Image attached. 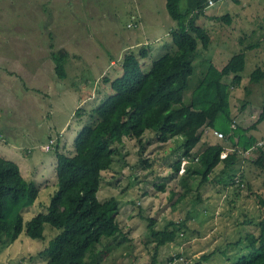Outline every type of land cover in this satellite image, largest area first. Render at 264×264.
Segmentation results:
<instances>
[{"label": "rangeland", "instance_id": "374dc122", "mask_svg": "<svg viewBox=\"0 0 264 264\" xmlns=\"http://www.w3.org/2000/svg\"><path fill=\"white\" fill-rule=\"evenodd\" d=\"M166 1L0 0V155L18 162L23 175L40 189L35 204L23 210L25 220L46 212L57 189V157L46 144L53 139L50 150L59 142L68 154L75 153L78 132L97 121L92 109L113 94L105 78L122 73L125 52L140 54V47L149 45L148 55L141 57L143 69L149 71L156 59L175 50L176 20ZM187 1H180L181 11ZM204 12L198 23L209 31L211 43L204 48L199 42L189 55L195 70L184 91L185 101H191L193 89L211 64L222 68L243 51L247 63L239 72L241 82L231 88L230 103L233 123L247 127L264 108V78L251 80L257 67L264 68V0H220ZM226 13L233 16L230 24L220 17ZM61 48L70 53L65 78L57 76L51 57ZM223 80L230 83L233 75ZM260 125V130H252L257 141L248 152L230 166L219 163L206 182L200 183L201 175L193 174L189 190L181 179L183 169L174 168L184 155L182 135L159 141L154 130L147 129L141 139L125 137L115 148L113 165L103 171L98 196L118 198V219L126 236L120 233L112 246L104 247L100 264L152 260L157 241L145 217L154 220L155 230L171 220L177 227L183 224L175 241L159 246L158 264H234L246 254V243L234 247L227 243L258 232L257 220L249 219L260 217L253 191L264 192V172L254 162L262 140L258 138L264 136V121ZM214 130L202 133L194 152L211 142L223 143L230 151L229 135L219 138ZM191 164L196 165L191 161L187 166ZM230 174L243 184L233 183ZM58 231L46 224L45 238L21 233L14 241H0V264H46L49 257L42 251Z\"/></svg>", "mask_w": 264, "mask_h": 264}, {"label": "trees", "instance_id": "16d2710c", "mask_svg": "<svg viewBox=\"0 0 264 264\" xmlns=\"http://www.w3.org/2000/svg\"><path fill=\"white\" fill-rule=\"evenodd\" d=\"M180 1H166L169 14L176 20V26L172 28L175 50L156 59L149 71L143 69L141 60V57L148 55L149 45L140 47V54L136 50L125 52L121 61L122 73L114 79L105 78L111 83L113 94L92 109L98 116L97 121L85 124L78 132L75 153L68 154L60 148L59 142L54 151L49 150L57 157V189L51 196L46 212H39L25 220L23 210L35 204L40 189L34 180H28L23 175L18 162L0 155L2 243L5 240L14 241L21 233L32 238H45V225L48 224L59 231L42 251L49 257L46 264H100L104 247L112 246L111 241L118 234L126 236L118 219V198L112 195L101 200L98 196L103 171L113 165L115 148L123 143L125 137L141 139L147 129H153L159 141L182 135L184 155L174 164V168L180 171L183 159L196 163L195 167L192 164L187 166L188 163L185 165L181 179L187 190L193 174L201 175L200 183L206 182L219 163L226 167L232 165L242 152L249 151L256 144L257 138L252 130L264 121V108L253 123L243 127L233 123L230 103L231 88L241 82L239 72L246 67L245 52L235 53L222 68L211 64L193 89L191 101H185L184 91L195 70L189 55L196 51L199 42L204 48L211 43L209 31L198 23V19L205 14L208 6L220 0H188L185 11H181ZM220 17L224 23L230 24L233 20L229 13ZM69 55V51L63 48L51 52L55 72L60 78L67 76L66 58ZM228 75H233L230 83L223 80ZM263 78L264 68L257 67L252 72L251 80L258 82ZM209 128L229 135L233 150L226 157H221L226 146L220 142L207 143L202 151L194 152L202 133ZM2 137L3 132L0 131ZM263 143L258 146L259 154L254 162L264 172ZM230 177L233 183L243 184L242 180L235 179V174H230ZM161 188H164L163 184ZM253 193L259 204L260 217L249 220H257L258 232L227 243V247H234L244 242L248 247V252L234 264H264V192L254 190ZM185 195L181 193L180 197ZM145 218L150 220L157 246L152 260L143 264H158L159 246L175 241L183 233V224L177 227L171 220L164 229L155 230L152 226L154 220ZM212 254L214 252L203 255L202 259ZM228 259H231L230 256ZM170 260L172 262V258ZM195 264H200V261Z\"/></svg>", "mask_w": 264, "mask_h": 264}, {"label": "clouds", "instance_id": "9594fccd", "mask_svg": "<svg viewBox=\"0 0 264 264\" xmlns=\"http://www.w3.org/2000/svg\"><path fill=\"white\" fill-rule=\"evenodd\" d=\"M234 126H236L235 124H234ZM216 131H220V130H214V133L216 134ZM223 133V132H222ZM224 134V133H223ZM217 135V134H216ZM225 135H223L222 137H224ZM217 137H219L218 135H217ZM222 137H219V138H222ZM57 142V141H56ZM259 142H264V140H260ZM51 144H53V143H50V141H49V144H46V146H48L49 145V148L47 149V151L48 150H50V147H51ZM56 145H57V143H56ZM56 147V146H55ZM233 150V148L231 147L230 148V151H232ZM229 150H228V148L226 147L223 151H222V153L223 152H227V154H226V156L229 154V152H230ZM248 152V151H247ZM222 153H221V157H226V156H222ZM184 160V159H183ZM188 160V159H187ZM183 165V164H182ZM181 170V169H180ZM184 172V171H183Z\"/></svg>", "mask_w": 264, "mask_h": 264}, {"label": "built area", "instance_id": "2783aa9c", "mask_svg": "<svg viewBox=\"0 0 264 264\" xmlns=\"http://www.w3.org/2000/svg\"><path fill=\"white\" fill-rule=\"evenodd\" d=\"M216 134L219 136V137H222L224 134L221 132V131H216ZM54 142V140L53 139H51V143H53ZM49 148V145L47 146V149ZM226 154H227V152H223L222 153V156H226ZM185 162H186V160L184 159L183 160V165H182V167H181V170L182 171H184V168H185Z\"/></svg>", "mask_w": 264, "mask_h": 264}, {"label": "crops", "instance_id": "0c3cea01", "mask_svg": "<svg viewBox=\"0 0 264 264\" xmlns=\"http://www.w3.org/2000/svg\"><path fill=\"white\" fill-rule=\"evenodd\" d=\"M260 128H261V125L259 124V130H260ZM258 139H262V140H264V136H261L260 138H258ZM210 144V143H209ZM264 144V143H263ZM207 145V144H206ZM196 148V147H195Z\"/></svg>", "mask_w": 264, "mask_h": 264}]
</instances>
